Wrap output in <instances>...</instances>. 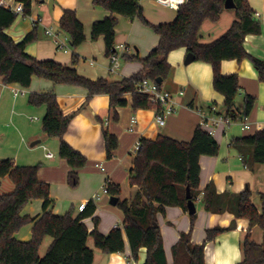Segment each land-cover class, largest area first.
I'll return each mask as SVG.
<instances>
[{
	"label": "trees",
	"instance_id": "obj_1",
	"mask_svg": "<svg viewBox=\"0 0 264 264\" xmlns=\"http://www.w3.org/2000/svg\"><path fill=\"white\" fill-rule=\"evenodd\" d=\"M25 11L31 15L32 1L23 0ZM227 0H190L177 11L174 23L153 25L143 15L139 0H94L95 6L110 13L103 20L94 22L91 39L101 37L105 42V54L108 58L117 55L116 15L127 20L140 19L146 26L159 35L158 47L145 59L124 55L123 59L142 64V71L119 81L99 79L92 81L78 73L75 66L79 62L76 49L86 42L84 25L76 12L64 10L59 22V30L69 37L73 50L72 67L53 60L40 61L27 53L29 44L37 40V27L21 42L16 43L7 35L17 16L0 7V77L5 85L19 84L29 88L34 77L48 80L55 85H71L88 92L87 101L97 95L110 97V108L114 120L119 119L117 108L127 105L124 99L131 96L132 109L161 110L151 103L147 95L137 93L138 85L144 80L156 82L159 88L173 76L174 67L169 63V55L180 48H186L188 54L195 56L196 62H205L212 66L213 87L224 97V114L234 122L248 118L255 105L256 98L245 95L242 111L237 108L239 95V77L237 74L224 75L221 71L223 61L250 60L257 70L259 81L264 82V61L247 53L244 41L248 35H260L262 23L247 0H233L236 19L230 28L217 40L209 44L199 42V34L206 20L218 22L224 13ZM162 79V83H158ZM54 92L31 94L28 102L36 107H45L42 130L47 138L59 140L58 156L65 160L72 170L68 174L70 186L79 184L78 170L86 167L87 159L74 150L64 139L74 114L65 116ZM211 109V107L209 108ZM107 158L112 159L118 149L117 136L108 129L103 130ZM189 142L178 141L173 137L160 135L156 140L141 139V149L137 153L133 168L130 170V185L138 191L129 200H119L117 207L124 214V228H113L110 233L99 231V218L94 217L95 227L89 232L84 220L92 217L96 211L94 202H89L83 212L76 217L72 212L60 216L48 211L54 203L50 197V185L38 178L40 164L17 165L12 160H0V180H12L14 190L0 195V264H94V250L88 247L89 238L94 246L105 255L123 253L127 238L134 260L142 248L147 249L145 264H170L166 257L164 241L159 226V215H165L168 207H180L188 213L187 188L191 200L197 204L200 196L204 209L208 213L230 211L236 219L250 220L249 230L241 242L243 260L238 264H264V195L263 210L260 212L252 203V192L247 187L239 195L218 194L212 185L200 190V158L215 157L220 146L214 136L201 126L197 127ZM232 147L241 154L247 167L264 165V129L253 135L234 139ZM111 197H118L121 188L108 181L106 183ZM33 200H43V214L37 218L23 217L21 212ZM196 214L191 216L194 227ZM28 224H33L32 239L28 242L17 240L16 234ZM263 231V243H255L251 238L254 227ZM220 227L206 231L203 244H194L192 232L182 233L172 248V264H205V246L217 236L230 231ZM46 238L52 243L44 256L40 255Z\"/></svg>",
	"mask_w": 264,
	"mask_h": 264
},
{
	"label": "crops",
	"instance_id": "obj_2",
	"mask_svg": "<svg viewBox=\"0 0 264 264\" xmlns=\"http://www.w3.org/2000/svg\"><path fill=\"white\" fill-rule=\"evenodd\" d=\"M258 20L262 23L260 35H248L244 41V48L250 55L264 61V0H247ZM94 0H33L31 17L41 18L37 27V40L29 44L26 52L40 60H53L62 65L72 67L73 50L69 43L67 49L60 50L54 40L46 35V29L59 30V22L64 10L76 12L77 18L84 25L86 42L76 49L79 62L75 66L78 73L92 81L107 79L119 81L129 78L142 71V64L123 59L124 55L145 59L154 51L160 42V37L152 28L146 26L140 19L127 20L116 15V47L120 55L119 67L111 71L112 61L105 54L104 38L93 41L91 39L94 22L103 20L110 13L101 7L95 6ZM143 15L153 25L174 23L177 11H172L149 0L140 1ZM236 19L234 9L225 10L216 23L206 20L199 34V42L209 44L221 37ZM31 19H16L15 23L6 30L16 43L21 42L28 34L34 31ZM61 37L67 36L61 32ZM186 48L173 51L169 63L174 67L170 80L163 83V89L177 96L179 106L176 112L166 118V124L160 127L155 122V110L132 109L131 96L126 95L127 105L117 108L118 118L114 120L110 108L108 95H97L87 101L88 92L80 87L71 85H55L48 80L34 77L31 86L23 88L19 84L5 85L0 77V143L11 145V151L0 160H12L17 165L40 164L38 178L41 182L50 185V197L54 201L48 211L64 216L69 212L76 217L80 214L79 206L82 203L94 202L95 214L84 220L91 232L95 223L93 218H99V231L103 234L120 226L124 228V214L116 206L110 204V195L102 193L104 185L110 181L120 186L119 200H129L138 191L137 186L130 185V170L133 168L137 153L134 147L138 140H156L158 136L173 137L178 141L189 142L197 127L201 126L202 118L197 109L209 110L216 107L218 113H224V97L213 87V70L205 62H192L185 65ZM221 71L224 75L237 74L239 77V95L236 101L237 108L243 109L245 95L256 98V105L248 117L246 128L240 122L230 127L221 126L217 129L215 139L219 143L220 151L217 156H202L200 158V190L212 185L218 194L227 193L231 196L239 195L247 187L252 192V203L261 212L262 196L264 195V165L247 167L241 154L232 147V140L253 135L264 129V82L259 81V75L250 60L242 62L236 60L223 61ZM180 91H184L182 96ZM18 92L16 96L15 93ZM54 92L65 116L74 114L68 132L64 139L74 150H77L87 159L86 167L78 170L79 184L70 186L68 174L72 170L69 164L59 158V140L47 138L42 125L36 122L43 119L45 107H36L28 102L31 94ZM136 117L137 124L131 131V119ZM37 118V120H35ZM11 123V126L7 123ZM108 129L119 140V146L112 159L107 158L103 130ZM52 152L54 157L46 154ZM8 157V158H2ZM3 180V179H2ZM0 180V184L2 182ZM14 186V185H13ZM10 187V185H9ZM10 189V188H9ZM14 190V187H13ZM9 190V191H13ZM9 192V193H11ZM99 194L100 200L94 201V195ZM1 195V194H0ZM196 204V220L191 226V216L180 207H168L165 215L157 218L167 260L173 263L172 248L178 242L182 233L192 232L194 244H203L206 240V231L217 227L233 229L227 231L205 246V264H238L243 260L241 242L245 238L250 220L236 219L235 215L224 213H208L204 209L202 196ZM43 214V200H33L21 212V216L37 218ZM33 224H28L16 234L22 242L32 239ZM252 240L261 245L263 231L256 226L251 231ZM49 240V241H48ZM125 251L123 253L105 255L94 246L92 238L88 240V247L94 250V264H145L147 249L142 248L137 260L133 259L132 251L125 237ZM48 244L42 252L44 244ZM52 243L46 238L40 255L44 256Z\"/></svg>",
	"mask_w": 264,
	"mask_h": 264
},
{
	"label": "built area",
	"instance_id": "obj_3",
	"mask_svg": "<svg viewBox=\"0 0 264 264\" xmlns=\"http://www.w3.org/2000/svg\"><path fill=\"white\" fill-rule=\"evenodd\" d=\"M142 1V0H139ZM145 1V0H144ZM154 3L159 4L160 6L166 7L172 11H179L183 6L188 4L190 0H149ZM0 7L3 8L6 11H9L13 14H15L18 17L21 18H30L32 21V25L34 28L38 27V25L41 23L42 19L37 18L34 19L30 15H28L25 11V4L23 0H0ZM256 17H259V14L256 15ZM46 35L50 36L58 49L61 51L64 49H67V45L69 43V37L65 36L62 38L61 31H55L52 28L46 29ZM117 49V47H116ZM118 53V50H117ZM119 53L117 55H114L111 57L112 61V67L111 71L114 72L119 67ZM137 93L147 95L150 98L151 103H154L156 106H160L161 110L159 111L157 108L155 110V122L160 127H163L166 124V118L172 114H174L179 106V103L177 101V96L173 93L164 90L163 88H159L158 84L152 80H144L141 82L137 89ZM184 94V91H180L179 95L182 96ZM15 95H18V92L15 93ZM198 114L202 118L201 127L204 128L208 133L215 137L217 129L221 126L230 127L232 124L236 123L231 118L227 117L224 113H218L216 107H212L209 110L198 108L197 109ZM37 120V118L35 119ZM248 118H244L242 121H240L241 124H243L246 128L248 127L247 123ZM137 124L136 117H132L131 119V127L130 130L133 131L135 125ZM141 141L138 140L136 142V145L134 147V153L140 152L141 149ZM46 157L53 158L54 155L52 152H48L46 154ZM102 193L105 195H109L108 187L105 184ZM100 195L96 194L93 197L94 201L100 200ZM87 203H82L79 206V211L83 212L86 208Z\"/></svg>",
	"mask_w": 264,
	"mask_h": 264
},
{
	"label": "water",
	"instance_id": "obj_4",
	"mask_svg": "<svg viewBox=\"0 0 264 264\" xmlns=\"http://www.w3.org/2000/svg\"><path fill=\"white\" fill-rule=\"evenodd\" d=\"M225 9L226 10L235 9V4H234L233 0H227L226 1ZM187 55L188 56H186L185 61H184L185 65H189V64H191L192 62L195 61V56L193 54L191 55L189 53ZM158 83H162V79H158ZM186 197L189 200L187 202L188 203V213H189L190 216L195 215L196 214V204L191 200V195H190V189L189 188H187ZM118 201H119L118 198L111 197L110 204L113 205V206H116ZM156 226H158V224Z\"/></svg>",
	"mask_w": 264,
	"mask_h": 264
},
{
	"label": "rangeland",
	"instance_id": "obj_5",
	"mask_svg": "<svg viewBox=\"0 0 264 264\" xmlns=\"http://www.w3.org/2000/svg\"><path fill=\"white\" fill-rule=\"evenodd\" d=\"M17 19H22L21 17H18ZM25 19H29V18H25ZM9 124V126H11V123H7ZM42 125V119L40 118V121L36 122V125ZM11 151V145L9 147V144L7 143V145L1 144L0 143V156H5V152L8 154V152ZM2 158H8V157H2ZM12 180L5 178L2 180L1 184H0V194H6L9 193L11 191L9 190H13V183L11 182ZM10 185V187H9ZM10 188V189H9ZM49 241V240H48ZM48 246V244H44L43 248H42V252L45 251L46 247Z\"/></svg>",
	"mask_w": 264,
	"mask_h": 264
}]
</instances>
